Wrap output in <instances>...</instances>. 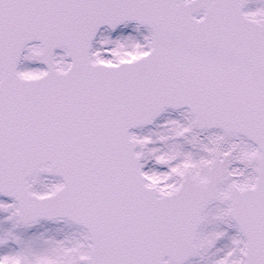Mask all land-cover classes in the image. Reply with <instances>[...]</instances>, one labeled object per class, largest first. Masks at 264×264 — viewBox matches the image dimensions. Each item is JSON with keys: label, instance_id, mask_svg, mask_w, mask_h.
<instances>
[{"label": "snow or ice", "instance_id": "1", "mask_svg": "<svg viewBox=\"0 0 264 264\" xmlns=\"http://www.w3.org/2000/svg\"><path fill=\"white\" fill-rule=\"evenodd\" d=\"M0 264H264V0H0Z\"/></svg>", "mask_w": 264, "mask_h": 264}]
</instances>
